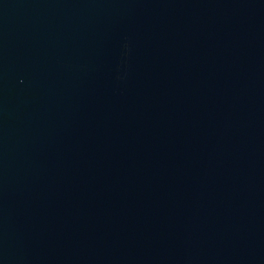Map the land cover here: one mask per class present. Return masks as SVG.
<instances>
[{
    "label": "water",
    "instance_id": "obj_1",
    "mask_svg": "<svg viewBox=\"0 0 264 264\" xmlns=\"http://www.w3.org/2000/svg\"><path fill=\"white\" fill-rule=\"evenodd\" d=\"M0 264H264V0H0Z\"/></svg>",
    "mask_w": 264,
    "mask_h": 264
}]
</instances>
